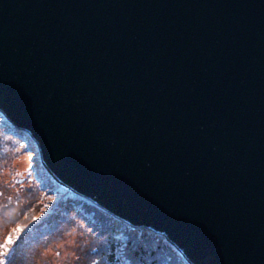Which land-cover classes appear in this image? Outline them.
<instances>
[{
  "label": "water",
  "instance_id": "95a60500",
  "mask_svg": "<svg viewBox=\"0 0 264 264\" xmlns=\"http://www.w3.org/2000/svg\"><path fill=\"white\" fill-rule=\"evenodd\" d=\"M0 110L188 264H264V0H0Z\"/></svg>",
  "mask_w": 264,
  "mask_h": 264
},
{
  "label": "trees",
  "instance_id": "16d2710c",
  "mask_svg": "<svg viewBox=\"0 0 264 264\" xmlns=\"http://www.w3.org/2000/svg\"><path fill=\"white\" fill-rule=\"evenodd\" d=\"M12 137L17 140L25 137L27 142L34 147L33 153L39 155L30 136L9 124L0 114V145L3 144L7 147L9 145L11 150V144L13 147L15 146ZM8 154L11 157L10 153ZM34 165L36 166L33 167L35 176L33 180L36 185L35 187L25 185V187L27 190L35 188L40 200L37 201L36 198H33L30 201V197L24 195L22 197L23 205L18 209V214L14 216L17 219L13 221L14 218L11 219L6 215L9 201H3L4 198L0 196L2 200H0L1 259L6 258L8 253L10 254L5 262L0 259V264H32L36 255L33 251L38 245H41L42 237L53 235L54 231L51 232L48 229H52L51 227H56L58 224L62 228L70 220L82 221L83 225L89 229L87 234H93L96 241L91 245L89 242L79 241L82 243L81 246L85 254L78 253V261L70 264H93L92 261L95 257L97 260L95 264H187L164 237L152 231L132 229L125 225L126 239L116 238L115 231L119 222L115 217L55 182L43 166L40 157ZM7 180V176L0 175V189L9 184ZM2 194L8 195L5 191ZM21 195L23 194L21 193ZM54 197L57 198L53 204ZM28 223H33V225L30 228L29 226L23 227L29 228L26 231L19 230L21 226ZM92 243H94L93 240ZM93 245L99 250L97 255L90 252ZM42 264L52 263L46 259ZM63 264H67V262Z\"/></svg>",
  "mask_w": 264,
  "mask_h": 264
},
{
  "label": "rangeland",
  "instance_id": "374dc122",
  "mask_svg": "<svg viewBox=\"0 0 264 264\" xmlns=\"http://www.w3.org/2000/svg\"><path fill=\"white\" fill-rule=\"evenodd\" d=\"M12 139L15 146L13 147L11 144V150L9 145L8 147L3 144L0 145V175L7 176V182L9 183L4 188L0 189V196L4 198L3 201H9L6 215L10 216L9 218L11 219L18 214V209L23 205L22 197L24 195H28L30 201L33 198H36L37 201L41 199L36 193L35 188L27 190L25 187V185H29L30 187H35L36 185L33 180L35 178L33 167L36 165L33 166V164L39 160V155L33 153V151H35L34 147L30 143H25V139L17 140L14 137H12ZM8 153H10L11 157H9ZM20 183L22 184V188L19 185ZM4 191L8 195L2 194ZM21 193L23 195H21ZM56 198L57 197H54L53 204L56 202ZM16 219L17 218H14L13 221ZM83 224L82 221L76 222L70 220V222L63 225L62 228L59 227L60 224H58V227L56 226L51 227L52 229H48V231H54L53 235L42 237L41 245H38L33 251L36 255L32 264H42L46 259L50 260V263L52 264H63L65 262L70 264L78 261L77 258H79V256L77 254H85V251L81 246L82 243H79V241L82 240V242H89L90 245L96 243L93 234H87L89 229ZM32 225L33 223H28L27 225L21 226V229L19 228V230L26 231ZM25 226H29V228H23ZM119 233L121 234V231H119ZM119 233H117V235ZM18 236L19 234L17 237ZM92 240L94 243H92ZM90 252L96 254L99 253V250L93 245ZM9 255L10 254L8 253L6 258L3 259H1L0 256V259L5 262ZM96 262L97 260L95 257L92 263L95 264Z\"/></svg>",
  "mask_w": 264,
  "mask_h": 264
}]
</instances>
